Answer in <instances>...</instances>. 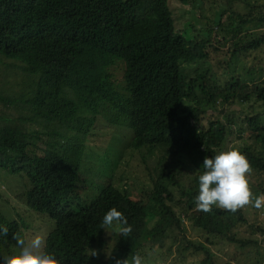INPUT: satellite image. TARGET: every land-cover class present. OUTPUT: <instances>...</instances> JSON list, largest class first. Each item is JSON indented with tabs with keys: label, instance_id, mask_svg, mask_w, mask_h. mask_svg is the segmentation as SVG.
I'll return each instance as SVG.
<instances>
[{
	"label": "trees",
	"instance_id": "1",
	"mask_svg": "<svg viewBox=\"0 0 264 264\" xmlns=\"http://www.w3.org/2000/svg\"><path fill=\"white\" fill-rule=\"evenodd\" d=\"M174 1L0 0V65L20 63L27 77L26 89L11 95L0 91V170L21 176V183L26 179L28 206L55 223L44 253L54 254L61 264H110L115 255L131 262L139 254L143 260L147 250L158 247L168 257L183 251L200 254L199 264H220L211 249L190 240L187 222L226 245L251 246L237 233L238 225L247 223L241 209L231 213L213 206L206 214L197 209L195 198L204 158L227 151L235 129L248 131L257 145L239 137L243 144L233 149L264 171V155L257 153L258 146L264 150V110L256 108L264 107V57L258 58L264 55V33L243 36L264 28V4L236 0L233 13L228 0H179L190 17L179 30ZM252 55L256 65L246 76L256 79L248 83L234 65ZM221 58L229 73L223 87L202 69L191 71L213 61L220 65ZM118 66L124 68L122 93L113 73ZM107 103L118 117L129 116L132 145L142 159L160 148L166 154L149 172L152 188L140 200L109 186L92 205L77 209L71 204L77 183H93L96 176L90 178L85 168L86 132L73 124L83 125ZM250 104L251 114L240 122H226L219 114L204 119L208 109ZM195 167L197 173L184 186L185 170ZM113 207L133 231L126 237L113 233L109 258L110 236L106 232L105 240L100 225ZM3 229L8 231L0 235V264L12 256L13 235L22 236L0 212Z\"/></svg>",
	"mask_w": 264,
	"mask_h": 264
},
{
	"label": "rangeland",
	"instance_id": "2",
	"mask_svg": "<svg viewBox=\"0 0 264 264\" xmlns=\"http://www.w3.org/2000/svg\"><path fill=\"white\" fill-rule=\"evenodd\" d=\"M125 1V0H124ZM198 1V0H191ZM230 7L233 9V13L237 12L238 8L235 7L236 0H228ZM248 1V0H242ZM260 5L264 4V0H257ZM173 9L175 10L176 23L177 28L179 30H184V25L187 21H189L190 17L187 14L188 10L186 7L182 6L179 0H175L173 2ZM185 9V10H184ZM244 9H246L244 7ZM245 11V10H243ZM196 30L202 29V26L196 27ZM264 33V28H255L249 29V31H244L243 36L246 34H255L260 35ZM195 37H199L198 32L194 33ZM230 49L229 46L223 51ZM254 55L248 56V58H242V61L235 62V72L237 75L241 74V77L246 80L248 83H252L254 79H256L254 74L249 76L247 75V71L253 68V65H256L254 61ZM264 55L261 53L258 56L259 59L263 58ZM218 60V59H217ZM221 64L216 61L210 62V64H202L201 66H193L192 72L195 69H202V71L207 74L210 78L213 76V83H217V85H221L222 87L225 85L227 81V77H229V73H227L226 65L224 64L225 59H220ZM22 65L13 61H5L4 64L0 65V91L6 90L9 95L16 94V91H21L26 89V79L24 76V72L22 70ZM194 69V70H193ZM211 71L212 74L209 72ZM115 79L117 80L119 87L123 85V67L118 66L113 70ZM264 83V78H263ZM253 104L248 106H234L231 110H225L221 108L220 111H215L208 109L205 118L208 115H216L226 122L229 119L234 118L239 122L244 120L247 114H251V109ZM258 111L264 110V107L258 104L256 107ZM2 105H0V110H2ZM7 110V108H6ZM219 114V115H218ZM207 124V123H206ZM243 127V126H242ZM244 128V127H243ZM56 128L54 127V131ZM248 130V129H247ZM67 131H63L62 134H66ZM239 137H242L245 141H249L254 146L257 145L256 142L252 141V138L249 136V132H237L235 129V133L233 137H231V142L227 145L226 148L228 150H233V146L237 145L240 147L243 144V140H239ZM50 139L47 138L46 141ZM235 141V142H234ZM38 143L37 141H35ZM233 142V143H232ZM92 147L95 146V143L90 144ZM99 148H103V145H99ZM238 150V149H237ZM257 153L264 155V150L258 146ZM166 154V151L162 148L157 149L153 154L147 156L145 159H142L141 155L134 151H128L127 154L123 157L122 161L117 162L112 161L108 164L107 167L102 168L99 171V174L103 176V178L95 179V183L88 184L85 187L92 186L96 187V183L101 181H105L109 179L112 181L114 186H116L120 192H124V190L129 191V196L134 201H138L142 198L143 193L149 192L152 188L151 181L149 177V172L153 170L158 161ZM101 154L88 151L86 153L87 160H92L93 162H100ZM185 162V161H184ZM251 163V162H250ZM253 172L249 177L250 185L254 194V197H258L260 195H264V171H260L257 169V165L251 163ZM186 175L183 179V185L188 186V183L191 181L194 174L197 173V167L193 169V171L185 170ZM108 177V178H107ZM21 176L6 174L5 171L0 170V211L6 214L11 220L16 221H25L28 225L24 228L22 239L25 240V247L29 245L31 240L36 236H40L43 238L44 242H46V230L52 231L55 227V223L51 220L50 217L46 216V220L41 221L38 220V216L34 214V216L30 217V210L25 202L26 193L28 190L27 180L21 183ZM99 187V192L103 188ZM173 193L178 195V189L172 188ZM98 195V194H97ZM245 215L247 220L246 224L238 225V236L248 243L247 248L244 250L239 249V247L235 245H226L219 238H216L212 235H207L206 233H202L197 229H194L192 223L187 222L186 228L188 232V236L191 241L197 243L198 245H204L211 249V251L217 256V260H219L220 264H264V208L256 209L255 207L249 205L245 208L241 209ZM115 231L112 229L108 230V233H114ZM45 233V235H44ZM45 246V244H44ZM12 247V256L20 255L22 253V248L17 245V241L14 240L11 243ZM159 248V247H158ZM155 248V250L149 249L146 252L145 259L142 260V264H199L201 255L196 254L192 255L190 253H183L174 251V254L171 257H168L167 252L162 249ZM44 247L40 249L43 252ZM107 254L110 256L112 253V248L106 247ZM107 255V256H108ZM8 256V255H6ZM10 257V255H9ZM115 258L111 260L110 264H115L116 260H125L120 258V256L115 255ZM131 264V262H130Z\"/></svg>",
	"mask_w": 264,
	"mask_h": 264
},
{
	"label": "clouds",
	"instance_id": "3",
	"mask_svg": "<svg viewBox=\"0 0 264 264\" xmlns=\"http://www.w3.org/2000/svg\"><path fill=\"white\" fill-rule=\"evenodd\" d=\"M115 81L118 90L121 93L125 92V83H123L122 87H119L116 79ZM107 104L108 105L105 106L104 110H100L99 113L97 111L85 117L86 121L83 125H79L78 123L73 124L77 129L86 132L84 135V138L86 139L85 145L87 147L86 153L88 151H93L101 154L99 155L101 157L100 162L97 163L92 160H87L88 167L85 166L88 176L91 178L95 175V179L103 178V176L99 174V171L102 168L107 167L112 161L117 162L118 160L121 162L128 151L139 153V151L134 149L132 145L135 133L134 129L129 125V118H127L129 116L122 114L118 117L117 114L119 112L114 110L115 107L112 108L111 103ZM99 114H102L101 118ZM88 126L91 127L89 132H87L89 130V128H87ZM91 143H95V146L92 147L90 145ZM61 144L66 143L65 141H62ZM100 144L103 145L104 149L98 147ZM85 159L87 158L85 157ZM202 168L204 171L199 175V194L195 198L196 207L199 211L206 214L212 213L213 206H217L231 213H236L238 210L249 205L258 210L264 208V195L254 197L250 185L249 177L253 172L252 165L246 155L239 150L233 149L222 151L214 158H208L206 156L203 160ZM91 169H93L92 174H90ZM95 179L93 183H95ZM93 183L89 180L77 183L75 196L71 203L75 208L89 207L97 201L96 199L100 192L109 186H113L120 192V190L114 186L110 178L96 183V187H92L91 185L85 187L88 184ZM102 186L104 187L99 192V187ZM29 188L30 186H28L25 199L27 206ZM126 192L129 193V191L126 190L121 193L125 194ZM28 209L30 210L31 218L36 214L38 220H46L45 215L34 212L29 206ZM4 215L11 223L18 225L23 236L24 228L28 226L25 221L22 219L21 221L11 220L6 214ZM100 227L105 230V240L107 239L106 232L108 233L109 229L114 230L116 233L124 237L128 236L133 231L131 225H129L128 219L115 207L110 209L104 215ZM7 231V229L0 230V235H7ZM50 232V230H46L47 235L44 233L46 241ZM108 234L110 239L108 240V243H106V247H111L115 244L114 239L112 238L113 233ZM21 237L19 234L13 235V239L17 241V245L22 248V253L20 255L4 257V264H61V261L58 260L54 254L44 253L46 242H44L42 237L36 236L31 240L27 247H25V240ZM42 247H44L43 252L40 251ZM98 255V252L93 251V256ZM108 257L112 258V256L109 255ZM115 264H130V261L129 258L125 260H116ZM131 264H142V257L139 254L131 256Z\"/></svg>",
	"mask_w": 264,
	"mask_h": 264
}]
</instances>
